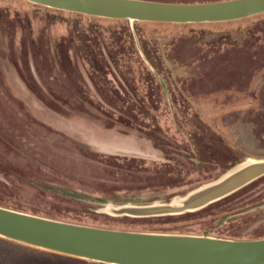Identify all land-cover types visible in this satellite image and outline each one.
Listing matches in <instances>:
<instances>
[{"label":"rangeland","instance_id":"obj_1","mask_svg":"<svg viewBox=\"0 0 264 264\" xmlns=\"http://www.w3.org/2000/svg\"><path fill=\"white\" fill-rule=\"evenodd\" d=\"M197 3L219 0H159ZM264 160V13L107 19L0 0V206L117 230L264 238V176L137 218ZM0 264H102L0 237Z\"/></svg>","mask_w":264,"mask_h":264},{"label":"water","instance_id":"obj_2","mask_svg":"<svg viewBox=\"0 0 264 264\" xmlns=\"http://www.w3.org/2000/svg\"><path fill=\"white\" fill-rule=\"evenodd\" d=\"M93 17L159 23L229 22L264 13V0L178 3L154 0H25ZM264 176L252 161L178 202L122 205L116 215L146 218L195 212ZM0 237L56 254L103 264H264V238L139 232L87 226L0 206Z\"/></svg>","mask_w":264,"mask_h":264},{"label":"trees","instance_id":"obj_3","mask_svg":"<svg viewBox=\"0 0 264 264\" xmlns=\"http://www.w3.org/2000/svg\"><path fill=\"white\" fill-rule=\"evenodd\" d=\"M154 1H159V0H154ZM55 254V253H54ZM103 264V263H102Z\"/></svg>","mask_w":264,"mask_h":264}]
</instances>
